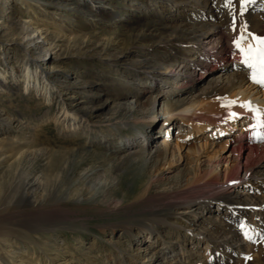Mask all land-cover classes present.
I'll use <instances>...</instances> for the list:
<instances>
[{
    "label": "rangeland",
    "instance_id": "374dc122",
    "mask_svg": "<svg viewBox=\"0 0 264 264\" xmlns=\"http://www.w3.org/2000/svg\"><path fill=\"white\" fill-rule=\"evenodd\" d=\"M96 2L95 6L106 11L102 18L93 15L94 5L79 0H3L0 4V41L5 44L0 63L7 64L10 72L13 66H22L27 51L39 52L50 46L51 59H39L34 52L31 55L41 69L62 73L57 81L69 108L85 114L95 112L90 118L92 124L88 120L92 131L88 139L60 130L50 119L56 108L52 106L48 111L47 104L26 96L17 85L10 93L0 95V183L4 186L14 173L17 181L39 176L44 192L40 204L45 203L32 208L35 216L16 219L13 226L0 223V264H174L175 252H181L180 232L190 240L183 229H177L179 215L188 210L184 218L191 229L214 236L219 229L234 226L232 233L242 238L244 247L250 242L242 254L232 255L228 247L214 249L218 261L214 259L212 264H264V211L247 214L243 210L239 217L246 227L237 232L238 222L226 219L224 215L229 211L221 203H198L200 193H211L212 182H201L199 189L187 191V180L196 162L179 150L176 139L191 143L185 135L188 126L179 120L165 122L169 105L178 100L189 103L201 99L222 81L236 80L240 72L249 74L230 37L218 34L222 23L217 15L213 14L208 34L198 41L200 49L180 55L179 51L174 53L180 42L164 22L170 19L181 27L190 23L186 19H194L195 13L191 5L179 4L178 9H171L166 7L169 0ZM253 2L259 6L264 0ZM30 19L38 28H49L48 40L39 50L30 43L25 52L19 45L26 35L21 28ZM223 28L231 29L234 38L238 36L232 24ZM83 40L87 45L80 42ZM225 53L233 56L229 62L220 59ZM234 65L239 68L234 69ZM184 83L185 89H180ZM102 101L105 105L97 108ZM10 114L18 117L12 116L9 122ZM150 119L153 121L149 123ZM141 132L152 137L147 147L138 142ZM225 142V136L215 139L209 154L218 150L219 156L228 155L231 147L222 149ZM164 143L169 147L160 155L157 150ZM29 151L33 157L27 156ZM21 153H25L24 159L15 168ZM247 154L248 150L242 162ZM263 156L264 152L254 157L251 164L256 165ZM199 168L206 170L207 162ZM222 168L218 170L222 172ZM240 174L243 176L244 170ZM49 176L51 181L47 180ZM222 177L219 182L224 181ZM214 189L218 191L219 187ZM252 189L248 183L231 197L247 198L253 194ZM20 193L16 188L8 197L0 198L7 197L4 204L27 203ZM29 210L24 208L25 212ZM37 211H46L47 215L38 219ZM247 217L250 221L246 223ZM249 227L252 233L246 236ZM150 232L158 245L155 254L151 250L153 241L147 239ZM187 246L203 252L208 245L202 240ZM166 249H170L167 257ZM207 261L211 259L207 257ZM192 263L201 261L194 258Z\"/></svg>",
    "mask_w": 264,
    "mask_h": 264
},
{
    "label": "bare ground",
    "instance_id": "6f19581e",
    "mask_svg": "<svg viewBox=\"0 0 264 264\" xmlns=\"http://www.w3.org/2000/svg\"><path fill=\"white\" fill-rule=\"evenodd\" d=\"M2 1L3 0H0V4ZM79 1L83 2L85 5L86 3H89L92 6L93 5L95 6L97 5L96 1L98 0H90V1L79 0ZM234 1L237 2L235 4V13L237 16L236 17L237 23L235 22V24L237 27V31H236L237 35H240V32L243 31L244 26H247V30L249 32L255 33L256 35L259 36H264V12H262L264 11V2L258 6L257 3L253 2V0H250V2L246 6H243L244 11L243 14L241 15L242 6L239 0H234ZM223 2L224 1L222 0H172V1L169 0L167 6L166 5L162 6V8L166 6L171 9L174 8L178 9L179 4L182 6L191 5V7L194 8L193 10H195L194 19L192 20L186 19V21H189L190 23L186 22V24L183 27H181V25L179 26L173 25V23L171 22L174 21H171L170 19H168V21L166 19V21L164 22L165 27H171L174 30L173 31L174 35L176 36V38H178V41L180 42V45L175 48L176 51L174 53L179 51L180 55H184L192 49H200L198 41L208 34L209 32L208 27L211 23V20L213 19L214 13L217 15V20L220 21V23H222V27L218 30V34H221L222 36L228 39L230 37V40L232 41L235 39L234 37L236 36V34H232L231 29L224 31L223 28L224 26L228 27V25L233 24L232 16L229 14L230 9L223 7L224 4ZM99 3H101V1ZM102 4L104 5V3ZM256 5L258 7H256ZM99 8H101V6L100 7L95 6V12L93 15L96 17L99 16L101 17V15L106 12L104 10H100ZM257 8L259 9L258 11H260V13H255L258 12V11H254V9L257 10ZM251 11H254L255 14ZM30 12L31 11H29V13ZM155 12L160 15L159 10H155ZM21 29L22 32L24 31L26 32V35L24 39L22 38L23 40L21 43H19V45L21 49L24 50L25 52L27 51V47L30 43L36 45L39 50L43 48L42 42H44V40L46 39L48 40L47 33L49 31V28H38L37 26H34L32 19L24 22L22 24ZM182 38H186V39L183 40ZM80 42H82L83 45H87V42L85 40ZM50 45L55 46V44L52 43H50ZM3 46H5L4 41H0V52ZM167 48H170V46ZM41 50H39V52L29 51L30 53L27 51L26 54L24 55L26 59L22 63V66L20 67L17 66L18 68L16 67L14 68L13 66V68H10V72L9 69L7 68V64L5 66L2 63H0V95L3 97V95H5L6 92L10 93L11 91L16 89L15 85H17V87L23 89L22 91H24L26 96L28 97L30 96L32 99L36 100L39 104L40 103L47 104V106L49 107L48 111H50V108L52 106L56 108L55 111H53L54 113L50 119L52 122L56 123V125L57 124L59 125V127L61 128L60 130L68 133H73L74 135L82 134V136H87L89 139V136L91 137L92 131L91 128H89L88 120H90L92 114H94L95 112L91 111L88 114H85L80 112L78 109L74 110L72 108H69V105L66 103L65 97H63L62 95L63 89L61 88V85L57 81V79L60 78L62 73H58V72L53 73L51 71H48L47 69L46 70L41 69L36 57L34 55H31L32 54L31 52H34L39 59L40 58L43 60H45L46 58L51 59V56H49V53H51L52 51L50 46H48L45 50H42L43 51L42 54H41ZM170 50H172V48H170ZM223 55H221L220 59L222 60L223 58L225 62H229L230 61L229 58L232 59L233 57V56L228 57L226 53ZM239 55H241V53ZM241 59H243V57ZM146 60L147 59H145V61ZM146 63L148 64L149 61H146ZM233 63L234 62H232L231 64ZM233 68L235 69L239 67L234 65ZM251 71L252 70L248 68L249 74L240 72L236 76V80L229 79L226 83L222 81V83H219L217 84V86L209 89L208 93L206 95H202L201 99H196L190 101L189 103H185L183 100L182 101L178 100L176 103L169 105L167 107V111L164 113L165 122L173 123L175 120H179L183 123L184 126H188L187 129L185 130L186 134L185 133L184 134L189 136L188 138L189 140H191V143H186L187 140H184V142L179 143L178 142L179 139H176L177 144L179 146L178 147L179 150H184L187 154L193 156L194 161L196 162L195 170L192 172V176L187 180L188 181L187 191H195L197 190V188L199 189L202 186L199 185L202 184L201 182L207 183L211 181L212 182V184H210L212 186L211 188L212 191L210 190L211 193L210 194L200 193L201 196H198L199 199L196 200L199 201L198 203H203V204L211 203L213 200L217 201L218 203H221L222 207H224L223 209H228L229 211L228 214L224 215L226 219H228L230 223L238 222L237 223L238 227L237 228L235 227L237 232L239 231L241 225L244 222V220L242 222L241 221L242 218L239 217L241 213H243V210H247V214H250L253 211L255 212L264 211V173L261 172V170H263L262 167H264V156L262 157V160L256 165L251 164V159H254V157H257L258 155L264 152V142L257 141L252 135L251 132L252 128H250V125L256 123V121L252 119L253 113L248 111L247 109L241 108L239 104H237L234 105L231 110L240 112L242 114L241 117L234 121L224 122V117L227 116V115L225 116L224 113L229 111L228 108L223 106L226 103L224 98L239 99V101H251L254 105L264 108V86H261L253 82L249 78ZM91 85L92 84L88 86ZM185 87L186 84L184 83L179 88L185 89ZM104 101H102V103L99 104L97 108H99V106L105 105V103H103ZM12 116L14 118L18 117L17 115L16 116L12 114L8 115L9 122L12 121L11 119ZM20 117L21 116H19V118ZM151 120L152 119H150L149 123L151 122ZM233 129L234 130L238 129V130L233 131ZM259 130L260 132H264V128H260ZM223 136H225L226 142L222 144L223 145L222 149H225L228 146H230L231 151L229 152V154L221 157L218 155L220 154V152L218 150H215L213 153L214 155H210L209 152L211 147H213L214 140L219 139ZM164 144L165 145L163 146V148L157 150V153L160 155L169 147L168 143H164ZM246 150H248L247 158L244 162H242L243 154L245 153ZM29 152L30 153L27 156L33 157L34 154L31 153V151ZM24 154L25 153H21L20 157L16 159V164H14L15 168L19 167L20 163L18 161L21 162L22 159H24L23 158ZM34 158H32L31 161L34 160ZM203 162L205 163L207 162L208 168L204 171H200L199 167ZM220 166H223L222 172L218 170ZM243 170H244V174L243 176H241L240 173ZM53 173L56 172H51V174ZM14 175L15 173L13 174V177L9 179V181L7 180V183L4 184V186H2V183H0V197L4 195L8 197L17 188L20 189L21 198L27 200L28 202L22 205L13 204L11 203L12 201L8 204H4L7 202V197L0 198V202H3L1 203L3 205L0 206V223L4 224L5 222L6 224L11 226H13L12 223L16 219H18L19 221L22 218L23 219L25 218L27 219V217L29 218V216L32 214H34L35 216V213L31 212L33 211L32 208L33 207L35 208L36 205L37 206L42 205L40 204L41 203L40 200L43 198V193H44L42 190H40L42 185L40 181L41 178L39 176L37 178H34L33 180H30L29 178L25 177L23 178L22 181L19 180L17 181L16 179H14ZM221 175L223 176L222 177L224 180L223 182H219V178L221 177ZM50 176L47 179L49 181H51ZM248 183L253 185L254 189H252L253 190L252 195H249L247 198L244 199L242 198L233 199L231 197V193L235 192L241 186L246 185ZM216 187H219L218 191L217 189L216 190L214 189ZM44 204L45 203H43V205ZM25 207L31 210H29V212H25L24 211ZM54 208H56V206ZM34 211H36V209ZM46 211L48 210L46 209ZM45 212L44 211L41 213L38 212L39 215L36 214L38 215L37 218L39 219V218H43V216H46L47 212L45 215L43 214ZM187 214H189V210L182 212V214L179 215L180 220L177 229L178 231L183 229L185 233L184 236H189L190 240H188L186 237L183 238L182 235L183 232L182 233L180 232V234L178 233L181 237L180 241H178L180 242V246H178V248H180L181 252L180 253L175 252L174 264H193L192 260L194 258L200 260L201 261L200 264L202 263L212 264L214 262L213 261L214 259L215 261H218L217 258H214L216 253L214 249L218 247L220 248L228 247L232 255L233 253L242 254L243 251L247 250L246 247H248L249 249L250 247L249 241L247 244L248 246L244 247L242 238H240L237 234L232 233V229L234 226L233 227L230 226L229 227L230 230L225 228L226 226L224 228L220 227L221 230L219 229L216 235L214 234V236H207L203 234L204 232L201 233L200 231H195L191 229V225L189 224V221H187V219L184 218ZM253 215H258V214L253 213L252 216ZM248 217L246 223L249 220ZM49 230L51 229L49 228ZM257 230L261 232L262 229H257ZM246 232L247 233L251 232L250 227ZM150 234L151 235L147 236V239L153 241L151 243L152 245L151 244L150 245L152 246L151 249L152 253L155 254L158 245H156L155 239L153 238L151 232ZM179 235L176 236L178 240L180 238ZM202 240L206 241L208 245L206 246L207 248L203 250V252H199V250L195 252L193 250L194 248L193 246L192 249L190 250L189 248L187 249L188 247L187 245L189 243H193L196 241L200 243ZM198 247L200 246L198 245ZM169 250L170 249H166L164 251L165 257L168 256L167 254L170 252ZM207 257L210 258L211 261H207ZM203 259H206V262L205 260L203 262Z\"/></svg>",
    "mask_w": 264,
    "mask_h": 264
},
{
    "label": "snow or ice",
    "instance_id": "6c2138e0",
    "mask_svg": "<svg viewBox=\"0 0 264 264\" xmlns=\"http://www.w3.org/2000/svg\"><path fill=\"white\" fill-rule=\"evenodd\" d=\"M241 4V15L243 14L244 7L246 6L250 0H239ZM223 7L230 9V15L232 16L233 31H236V13H235V2L234 0H225ZM233 44L235 48L241 53L243 59L242 63L249 69H251L250 79L264 86V36L256 35L255 33H251L247 30V26L243 27V31L240 32L234 40ZM226 103L223 105L228 108V114L224 117V122L234 121L241 117L240 112L232 111V107L234 105L239 104L241 108L247 109L248 111L253 113L252 119L256 121V123L250 125L252 129H260L264 128V108L260 106L254 105L251 101H239V99H227L224 98ZM253 137L257 141L264 142V132L254 131L252 133ZM235 183V182H233ZM246 225H241V228L244 229ZM247 236V232H245ZM251 239L250 236L247 237Z\"/></svg>",
    "mask_w": 264,
    "mask_h": 264
}]
</instances>
